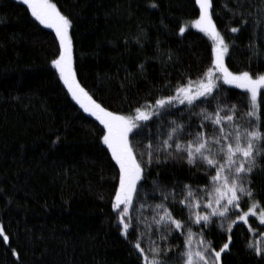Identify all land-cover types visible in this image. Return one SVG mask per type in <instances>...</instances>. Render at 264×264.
I'll list each match as a JSON object with an SVG mask.
<instances>
[{
    "label": "trees",
    "instance_id": "obj_1",
    "mask_svg": "<svg viewBox=\"0 0 264 264\" xmlns=\"http://www.w3.org/2000/svg\"><path fill=\"white\" fill-rule=\"evenodd\" d=\"M53 2L73 21L77 79L110 111L129 114L145 102L172 94L165 88L169 81L175 84L182 77L195 79L209 67L211 41L192 27L179 34L181 26L198 18L195 0ZM153 3L159 7L152 8ZM225 3L229 0H213L218 29L227 43H235L225 58L226 65L231 71L264 72V47L260 45L264 34L258 27L237 34L228 31L239 21L230 22ZM248 3L256 9L264 0ZM256 15L253 11V20ZM140 33L138 45L135 40ZM250 33L261 58L249 50ZM53 38L52 30L39 25L20 0H0V223L11 237V248L20 256L17 261L11 250L0 244V264H138L129 243L135 233L126 240L114 223L110 202L118 169L100 143L102 126L71 99L51 67L56 52ZM157 46L171 53L167 64L155 57ZM140 64L144 65L143 72L138 71ZM221 91L232 103L242 96L241 90L229 85H223ZM202 106L193 111L199 112ZM177 107L181 111L185 108ZM172 112L174 115L165 116V121H187L188 117L181 119L176 109ZM144 123V135L131 136L138 158L149 142V130L156 131L159 119L153 117ZM194 123L199 119L194 118ZM57 137L59 141L53 144ZM160 159L164 161V156ZM195 171L190 172L179 158L151 166L136 208L141 203L160 202L151 198L154 180L169 188L173 181L203 185L205 178L200 175L195 179ZM253 188V199L264 201V174L257 172ZM179 207L177 217L181 215ZM242 207L247 210L246 205ZM144 214L151 216L149 211ZM249 224L264 232L258 220L250 218ZM193 231L200 229L193 225ZM206 231L218 250L226 235L215 225ZM175 235L180 239L172 243H181L183 237ZM250 240L261 237L249 232L247 225L236 226L230 252L223 256L224 264H264L245 247Z\"/></svg>",
    "mask_w": 264,
    "mask_h": 264
},
{
    "label": "snow or ice",
    "instance_id": "obj_2",
    "mask_svg": "<svg viewBox=\"0 0 264 264\" xmlns=\"http://www.w3.org/2000/svg\"><path fill=\"white\" fill-rule=\"evenodd\" d=\"M21 3L26 5L39 25L54 33L56 52L50 64L68 95L102 126L100 143L106 146L114 167L118 169L110 202L114 223L126 240L135 233V239L129 243L137 254L138 264H224L223 256L230 252L234 229L240 225H247L249 232L261 237L259 241L250 240L245 247L264 260V232L256 231L249 224L253 218L258 220V227H264V201L253 199L256 196L254 177L257 172L264 174V164L260 163L264 161V72L231 71L226 65L225 58L235 43H227L218 29L213 18V0H195L199 15L192 22V26L211 41L209 67L195 79L182 77L175 84L169 81L165 88L172 94L145 102L129 114L108 110L77 79L71 34L73 21L57 4L53 0H21ZM151 7L159 5L153 3ZM223 8L229 13L230 22L239 21L237 26L228 30L232 34L255 27L264 34V4L253 9L248 0H229ZM253 11L257 14L255 20ZM185 32L186 27L181 26L179 34ZM141 37L142 33L137 35L136 44H140ZM253 39L250 33L249 50L261 58ZM128 43L126 39L125 46ZM260 45L264 47V39L260 40ZM154 55L162 64L172 59L171 53L160 50L159 46ZM261 59L264 62V58ZM138 71H144L143 64L138 66ZM223 85L241 90V99L230 102V97L221 91ZM178 105H184V110L181 111ZM200 105L203 106L199 112H194L193 109ZM172 109L180 112L181 119L187 116V121H165V116L174 115ZM153 117H157L159 123L154 133L149 130V142L138 158L131 136L144 135L147 127L144 122ZM194 118H198L199 123H194ZM59 139L57 137L53 144ZM153 140H156L155 145ZM161 155L164 161L160 159ZM176 158L186 162L190 172L195 168L192 173L195 179L203 175L204 184L193 186L173 181L169 188L168 184L154 180L151 198H158L160 202L141 203L136 208V200L147 182L150 167ZM144 198H149L147 192ZM177 205L180 206L179 217L175 214ZM242 205H246L247 210ZM145 211L151 212V216H146ZM193 225L200 231H193ZM213 225L227 237L218 250L214 241L207 238L206 230ZM175 233L183 237L181 243H172L180 239ZM0 244L10 249L17 261L20 259L17 250L11 248V237L2 223Z\"/></svg>",
    "mask_w": 264,
    "mask_h": 264
},
{
    "label": "rangeland",
    "instance_id": "obj_3",
    "mask_svg": "<svg viewBox=\"0 0 264 264\" xmlns=\"http://www.w3.org/2000/svg\"><path fill=\"white\" fill-rule=\"evenodd\" d=\"M20 1H21V0H20ZM194 20H195V19H194ZM194 20H191V21L186 22L183 26H184V27H192V28H195V27L192 26V22H193ZM195 29H196V28H195Z\"/></svg>",
    "mask_w": 264,
    "mask_h": 264
}]
</instances>
